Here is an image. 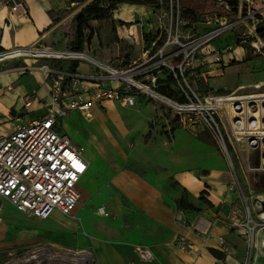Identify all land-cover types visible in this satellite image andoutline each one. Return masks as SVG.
<instances>
[{"label": "rangeland", "instance_id": "obj_1", "mask_svg": "<svg viewBox=\"0 0 264 264\" xmlns=\"http://www.w3.org/2000/svg\"><path fill=\"white\" fill-rule=\"evenodd\" d=\"M28 1L33 10H39L43 3V0ZM76 1L78 4L72 7L69 0H49L52 4L50 14L55 26L37 37L30 46L0 50V72L25 68L26 62L31 64L33 71L37 70L35 67L45 65L62 71H73L75 61H78L79 67L84 64L82 71L85 70L89 74L103 72L91 61L68 57L71 53L86 54L92 60L101 62L113 70L129 74L135 82L144 80L156 71L155 66L160 58H151L171 39V34L165 29H170L169 21L172 16L166 0H158L155 3H143L149 0H123V3L117 5V9L108 11L106 20L89 21V28L85 30L86 42L80 52L71 50L77 35L76 17L96 0ZM253 2L251 7L248 0H181V19L197 24V28L192 31L193 35H199L209 29L206 23H203L202 15L211 16L214 13L212 10L217 9V13L226 16L225 11L231 9L230 12L234 16L229 17V20L238 25L233 33L222 35L208 46L209 50L220 51L226 45H232V52L224 56L225 61L231 56V62L227 65L223 62L217 70H214L213 66L206 75L203 74V67L198 70L189 68L184 72V80L178 70L182 60H168L175 70L162 69V84L155 92L181 102V86L187 82L202 96L211 93H264V0ZM16 3L23 4L28 13L26 0H0L1 19L13 13ZM126 3L149 7L153 10V16H144L137 20L142 12L139 8L132 9V6H127ZM98 5L108 9L112 3L109 0H99ZM165 13H169V16L161 19ZM162 22L165 28H161ZM6 24L1 20L3 29L0 31V41ZM183 30V36L188 35V27H183ZM175 32L178 34L177 27H174ZM21 35L25 41H31L32 28L23 25ZM180 39L185 41L183 37ZM179 48V44H171L166 53ZM19 50L30 52L25 56H15L14 53ZM37 52L43 54L38 55ZM60 54L63 57H58ZM213 60L212 56L207 59L209 63H213ZM103 73L110 78V72ZM128 82L125 78L121 81L125 84ZM108 84L121 85L113 80ZM128 89L137 97L134 107L109 103L105 108L93 110L91 117L72 112L61 119V130L78 146L84 147L87 156L93 154L98 160L91 174L99 177V182L106 178L107 183H169L188 203L187 208L183 210L179 207L181 199L176 202L178 216L180 211H183L185 214L181 220L187 223L205 211L208 206L207 189L210 187L205 185V191L192 196L181 184L180 178L184 175L191 178L192 183L232 185L236 182L241 193L251 198L257 207L262 203L264 208V171H249L242 155L233 153L230 157L225 154L211 131L203 130L198 136L189 133L184 129L176 110L153 94H145L136 86H130ZM25 123L19 122L22 125ZM84 182L83 178L81 184ZM236 201L234 206L245 210L242 197L237 196ZM86 205L81 193L78 207L71 215L58 213L49 220H41L19 212L14 206L6 203L3 210L4 223L0 231V264L6 263L13 251L27 252L35 245H45L53 252L58 251L60 264H103L100 255L106 260L110 244L114 245L128 262L137 261V246L128 244L132 234L138 230H146V227L137 224V217L129 218L127 211L119 209L109 219L97 213L95 204ZM255 217L259 219L258 216ZM130 223L133 225L131 231L125 229ZM151 223L149 220L148 224ZM239 237L242 240L237 245L234 244L236 252L228 262L227 255L219 248L216 249L225 257L222 261L217 258L216 264H264V230L258 231L253 242L243 235ZM180 239L178 237L175 241L178 249ZM241 246L245 249L242 254L237 252Z\"/></svg>", "mask_w": 264, "mask_h": 264}, {"label": "built area", "instance_id": "obj_2", "mask_svg": "<svg viewBox=\"0 0 264 264\" xmlns=\"http://www.w3.org/2000/svg\"><path fill=\"white\" fill-rule=\"evenodd\" d=\"M69 1L72 5L78 4L76 0ZM166 1L172 13L170 29L163 26L164 22L161 23V28L171 34V39L151 58L152 60L159 57L160 61L155 66L156 71L144 80L135 82L131 79L127 84L121 83L123 77L112 74L107 66L81 53H71L68 57L85 59L79 55H86L90 59L87 61L96 64L97 69L110 72V78L101 71L83 74L77 70L62 71L47 65L35 67L42 74L43 84L48 89L43 99L45 113L35 120L17 125L10 135L0 136V231L4 223L3 210L6 203L14 206L19 212L41 220L50 219L55 212L71 215L76 210L81 198L80 183L88 171L89 162L84 155L85 148L76 145L72 138L61 130V119L72 112L91 117L95 108H105L109 103L134 107L137 97L128 89L130 86H136L145 94H153L160 101L171 105L184 129L192 135L198 136L203 130L211 131L225 154L230 157L233 153L243 156L247 170L264 171V93H211L202 96L186 81L185 85L181 86V102L155 92L162 84V69L175 70L168 60H182L178 70L184 80V72L189 68L198 70L203 67L204 75L209 69H213V66L214 70L221 68L224 56L232 52V45H226L220 51L209 50L208 46L222 35L233 33L238 25L229 20V17L234 15L223 16L214 12L211 16L202 15L203 23H206L209 29L199 35H193L192 31L197 28V24L181 19V0ZM248 3L251 7L254 5L253 0H248ZM12 11L15 15L20 12L26 14L21 3H16ZM230 11L231 9L228 12ZM165 16H169V13L160 18ZM186 26L188 35L183 36V27ZM174 27H177L178 34L174 33ZM2 29L3 26L0 25V31ZM180 37L185 41H181ZM171 44H179L180 48L166 53ZM19 52L25 56L30 51ZM209 56L214 57L213 63L207 61ZM110 80L121 85L111 86L108 84ZM30 105L31 103L27 104ZM237 188L239 184L236 182L229 185L227 195L232 198L242 197L245 210L232 206L229 227L253 242L258 231L264 230L263 204L260 203L257 207L251 198L246 197ZM98 213L110 216L104 207H100ZM259 213L261 214L258 215ZM179 216L182 219L184 212L180 211ZM179 247L184 253L194 254V245L185 238L179 240ZM218 248L227 257L233 256V247L225 237L218 239ZM136 255L137 261H131L129 264L150 263L156 258L153 250L145 245L136 247ZM4 264H60V257L58 251L53 252L45 245H35L27 252L13 251Z\"/></svg>", "mask_w": 264, "mask_h": 264}, {"label": "crops", "instance_id": "obj_3", "mask_svg": "<svg viewBox=\"0 0 264 264\" xmlns=\"http://www.w3.org/2000/svg\"><path fill=\"white\" fill-rule=\"evenodd\" d=\"M26 3L29 14L15 15L11 13L3 19L0 17V22L3 20L7 23L0 41L1 47L11 49L30 46L37 37L55 26L50 14L52 4L49 0H43L39 10H33L28 0ZM76 5L71 6L75 7ZM127 6H132V9L135 10L140 9L142 14L137 20L144 16L145 18L153 16L151 15L153 10L144 5L127 4ZM132 20L136 19L132 18ZM23 25L32 28L31 41H25L21 35ZM230 57L226 61L224 58L225 65L231 62ZM25 64V68L0 72V136H8L13 133L19 122H30L45 113L43 99L46 97L48 89L43 84V76L38 70L33 71L29 62ZM83 65L79 67L80 72L89 74L85 70L82 71ZM28 103L31 105L27 106ZM94 110H99V108ZM84 155L89 162V168L83 177L86 183H80V191L86 201V206L95 204L97 213L100 207H104L110 216L98 214L109 219L119 209L127 211L129 218L136 216L137 224L140 227L141 225L146 227V230H138L137 233L132 234L128 240L130 246L145 245L155 253L156 258L152 262L140 264H216L218 259L210 252V249H218V239L222 236L232 245L233 256L235 255L234 244L240 243L242 238L237 232L232 233L233 231L229 227L230 210L237 202V196L232 198L227 195L230 183H192L191 178L185 175L183 178L181 177L182 186L188 189L192 196H197L205 191V185H208L210 189H207L206 199L214 205L205 207V211L200 216L193 217V220L187 223L178 216L176 208V202L182 196L172 189L169 183H107L108 179L106 178L99 182V177L91 174L98 160L93 154L87 156L85 153ZM85 187L89 189L86 190ZM58 213L60 212H55L51 218ZM149 220L152 221L151 224H148ZM126 228L131 231L133 225L130 223ZM202 234L207 236L203 237ZM178 237L185 238L194 245V254L186 256L182 250L179 251L180 248H177L175 242ZM110 245L106 260L100 255L103 264L130 263L114 245ZM242 250L244 251L240 252ZM237 252L244 253V247L241 246ZM229 260L230 257H227L226 261Z\"/></svg>", "mask_w": 264, "mask_h": 264}, {"label": "trees", "instance_id": "obj_4", "mask_svg": "<svg viewBox=\"0 0 264 264\" xmlns=\"http://www.w3.org/2000/svg\"><path fill=\"white\" fill-rule=\"evenodd\" d=\"M112 5H110V7L108 9L102 8L100 7L99 4V0H96L94 3H91L89 5H87L76 17V22H77V35H76V39L73 43V45L71 46V50L72 51H77L80 52L83 50V47L85 45L86 42V32L85 30L87 28H89V21L92 19L95 20H106L108 18V14H109V10H115L117 9V5L120 3H123V0H109ZM133 2H138V0H130ZM158 0H149V1H144L145 2H151V3H155ZM77 2V1H76ZM213 12H218L217 9H213ZM226 14H229V16H233L232 13L225 11ZM124 25H126L125 23H123ZM0 50L5 51L6 49L0 46ZM79 67V63L78 61H75L74 65H73V70H77V68ZM165 92V91H164ZM207 205L209 207H213L214 205L211 202L206 201ZM188 203L186 202L185 198H181V200L179 201V207L181 209H185L187 208ZM186 211V210H185ZM210 252L219 260H223L225 257L224 255H220L218 253L217 250L215 249H210Z\"/></svg>", "mask_w": 264, "mask_h": 264}, {"label": "bare ground", "instance_id": "obj_5", "mask_svg": "<svg viewBox=\"0 0 264 264\" xmlns=\"http://www.w3.org/2000/svg\"><path fill=\"white\" fill-rule=\"evenodd\" d=\"M14 54H15V56L21 55L19 51H16ZM37 54H38V55H42L43 52H37ZM60 55H61V56H60ZM60 55H58V57H63L62 54H60ZM13 56H14V55H13ZM56 56H57V55H56ZM79 57L85 58L86 60H90L89 57L86 56V55H79ZM1 60H2V59H1ZM107 69H108L112 74H114V75H116V76H118V77L121 76V77H123V78H125V79L131 81V76H130L129 74H124V73L118 72V71L113 70V69H111V68H109V67H107Z\"/></svg>", "mask_w": 264, "mask_h": 264}]
</instances>
